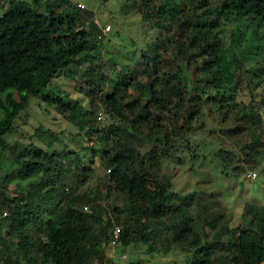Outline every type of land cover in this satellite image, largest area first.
I'll use <instances>...</instances> for the list:
<instances>
[{"label":"trees","instance_id":"16d2710c","mask_svg":"<svg viewBox=\"0 0 264 264\" xmlns=\"http://www.w3.org/2000/svg\"><path fill=\"white\" fill-rule=\"evenodd\" d=\"M126 5L132 12L142 5L143 21L161 27L165 3L130 0ZM239 17L264 22V0H183L174 20L184 27V37L176 39L163 26L172 63L161 68L163 40L158 39L159 44L141 51L136 68L105 55L104 26L84 6L71 0L8 3L0 17V148L16 168L23 191L10 200L8 178L0 180V264H102L107 248L117 245L186 252L190 264H264V210L247 206L258 221L255 233L230 227L212 194L178 192L166 171V165L177 164L192 171L204 158L210 145L200 132L215 125L216 116L248 120L251 135L264 116V39L248 43L236 26ZM226 25L231 26L228 45ZM242 70L248 101L241 99ZM60 73L83 84L87 107L80 98L45 90ZM31 97L43 98L78 129L77 135L93 142L85 149L99 157L103 191L116 201L109 210L100 203L104 194L88 183L97 185L99 179L93 160L90 166L81 160L74 169L70 155L5 139ZM99 101L112 119L107 127L98 116ZM163 112L170 115L168 123L159 116ZM34 135L45 142L57 138L42 126ZM151 141L155 145L149 148ZM257 141L244 146L250 151ZM58 203L62 207L55 213ZM113 216L122 223L114 246ZM108 263L114 264L110 258Z\"/></svg>","mask_w":264,"mask_h":264},{"label":"rangeland","instance_id":"374dc122","mask_svg":"<svg viewBox=\"0 0 264 264\" xmlns=\"http://www.w3.org/2000/svg\"><path fill=\"white\" fill-rule=\"evenodd\" d=\"M10 1L0 0V4L4 5L0 6V17ZM154 1L155 3L161 1L166 6L160 22L161 27L143 21L141 12L144 9L142 5L139 6L140 10L138 9V11L132 12L129 10L126 4L130 0H71V2H76L84 6V9L89 10L93 19L101 27L107 24L112 25L110 33L106 34L104 39L103 51L105 55L117 56L129 66L139 68L141 66V51L147 49V46L153 42L159 44L158 39H162L163 41L158 49L162 53L160 66L164 69L172 63L174 54L173 48L167 44V33L164 31L169 27L168 34H173L176 39H182L185 34L184 27L178 26L174 20V17L178 16L182 10L183 0ZM248 19L247 17H239L236 22L238 30L246 36L248 43L252 40L256 41L259 36H263L264 39V22ZM163 26L168 27L163 28ZM230 29L231 26L229 25L224 27L226 32L224 39L227 45ZM246 46L248 44H244L243 49ZM86 66L87 64L84 62L79 64L82 70ZM241 74L242 88L245 90L241 93V99L248 101L250 96L247 91L248 85H246L248 82L245 81L246 73H243L242 70ZM83 87L78 79H72L60 73L45 90H51L60 96L80 98L83 105L87 107L86 98L88 94ZM98 103L101 106L97 110L101 111L98 114L99 119L103 120V125L107 127L112 123V119L101 101ZM20 114L15 122V128L10 134L5 135V139L9 143L17 141L25 146L32 144L49 154L58 152L63 157L70 155L74 169L79 166L81 160L85 165H89L93 160V171L99 179L97 185L93 180L88 183L93 186L91 188L93 191L100 190L104 194L100 198V203L109 210L110 205H113L116 201L113 196L107 195L103 191L105 175L99 157L94 156L92 153L89 154V151L85 149L93 142L84 137L83 133L77 135L79 133L78 129L69 124L53 106L45 103L43 98L31 97L27 108ZM159 116L163 121L169 122V113L163 112ZM223 116L221 115L219 118L216 116L217 118L214 119L215 125L211 128L207 126L205 132H200L202 138L210 146L206 147L204 158H199L197 164L193 165L192 171L185 169L180 164L174 167L166 165V171L173 175L172 181L176 191L186 193L198 190L205 192L208 196L212 194L213 199L223 206L230 227L239 226L245 231L255 233L258 221L253 217V213L247 211V206H255L256 212L264 210V116L258 124L254 125L253 135L250 134L248 129L249 125L252 124L248 120H243L244 123H242L241 119H237L235 115H232L231 118L228 115L224 119ZM104 121L106 122L104 123ZM94 123L100 126L96 121ZM217 124L219 127H216ZM39 126L49 129L57 135L58 139L55 138L52 142L40 141L34 135ZM242 127H244L243 130ZM233 128L237 129L236 133L227 132ZM145 130H147V127H145ZM240 130L241 135H239ZM253 138H257L258 141L254 146L255 148L249 151L244 145L253 141ZM153 145L155 144L151 141L147 144V147L150 148ZM140 151L144 153L146 149L140 148ZM65 161L67 160L63 159V162ZM171 161L172 163L176 162V158L172 157ZM7 178L10 185L5 193L6 197L12 200L22 193V181L16 168L11 165L6 152H3L0 148V180H6ZM61 205L62 203L54 205L53 212H59ZM2 232L5 234L6 230L4 229ZM1 243L2 239L0 238ZM152 246L155 245L152 244ZM12 249L14 250L15 246ZM155 250H150L144 245L126 248L119 245L113 248L110 246L109 249L107 248V257L112 259L114 264H128V261L132 260L139 261L140 264H190L191 255L186 252L182 253L178 250L166 252L160 250L157 252Z\"/></svg>","mask_w":264,"mask_h":264},{"label":"built area","instance_id":"2783aa9c","mask_svg":"<svg viewBox=\"0 0 264 264\" xmlns=\"http://www.w3.org/2000/svg\"><path fill=\"white\" fill-rule=\"evenodd\" d=\"M110 29H111V25L107 24V25L104 26L103 32L105 34H107L110 31ZM115 218H116L115 216H113L111 218V228H110L111 229L110 230L111 231V244L113 246L118 242V239H119V236H120V232L122 230V223L117 221ZM102 264H109L108 263V258L105 259L102 262Z\"/></svg>","mask_w":264,"mask_h":264}]
</instances>
